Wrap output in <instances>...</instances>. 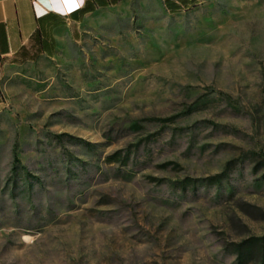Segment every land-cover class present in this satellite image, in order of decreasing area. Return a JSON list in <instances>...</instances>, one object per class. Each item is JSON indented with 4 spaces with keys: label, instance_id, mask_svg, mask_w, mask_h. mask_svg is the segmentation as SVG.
Listing matches in <instances>:
<instances>
[{
    "label": "rangeland",
    "instance_id": "obj_1",
    "mask_svg": "<svg viewBox=\"0 0 264 264\" xmlns=\"http://www.w3.org/2000/svg\"><path fill=\"white\" fill-rule=\"evenodd\" d=\"M63 36L0 77V264H264V0Z\"/></svg>",
    "mask_w": 264,
    "mask_h": 264
},
{
    "label": "crops",
    "instance_id": "obj_2",
    "mask_svg": "<svg viewBox=\"0 0 264 264\" xmlns=\"http://www.w3.org/2000/svg\"><path fill=\"white\" fill-rule=\"evenodd\" d=\"M76 2L82 7L85 0L83 4L81 0H0V77L7 67L55 55L64 34L77 39L80 27L96 12L116 5L98 6L85 13L69 11Z\"/></svg>",
    "mask_w": 264,
    "mask_h": 264
},
{
    "label": "trees",
    "instance_id": "obj_3",
    "mask_svg": "<svg viewBox=\"0 0 264 264\" xmlns=\"http://www.w3.org/2000/svg\"><path fill=\"white\" fill-rule=\"evenodd\" d=\"M118 1L120 0H85L84 5L74 11L79 10L80 12L85 13V12L93 11L98 6H107L110 4H116ZM195 2L196 0H164V5L169 11H177L180 10L182 7L188 8L189 6L194 5ZM42 46L43 49L44 47H46V40H44V38L42 39ZM118 155L119 152H116L111 156H109L108 159L117 161ZM15 159L17 160V157ZM219 177H221V175L214 176V178L216 179ZM259 240L261 239L253 238L249 240H243L237 243L236 264H242L247 260L249 254L252 253L251 252L252 250L251 247L253 246L252 244H254L255 242L259 244L258 243Z\"/></svg>",
    "mask_w": 264,
    "mask_h": 264
},
{
    "label": "built area",
    "instance_id": "obj_4",
    "mask_svg": "<svg viewBox=\"0 0 264 264\" xmlns=\"http://www.w3.org/2000/svg\"><path fill=\"white\" fill-rule=\"evenodd\" d=\"M80 8V4L76 2L75 4H71V7L68 9L69 11H74L76 9Z\"/></svg>",
    "mask_w": 264,
    "mask_h": 264
},
{
    "label": "clouds",
    "instance_id": "obj_5",
    "mask_svg": "<svg viewBox=\"0 0 264 264\" xmlns=\"http://www.w3.org/2000/svg\"><path fill=\"white\" fill-rule=\"evenodd\" d=\"M81 3L83 4L84 3V0H81Z\"/></svg>",
    "mask_w": 264,
    "mask_h": 264
}]
</instances>
